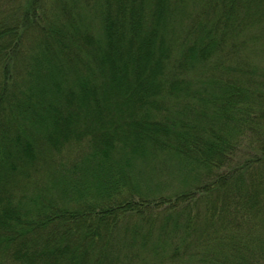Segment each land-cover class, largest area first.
Segmentation results:
<instances>
[{"label":"trees","instance_id":"trees-1","mask_svg":"<svg viewBox=\"0 0 264 264\" xmlns=\"http://www.w3.org/2000/svg\"><path fill=\"white\" fill-rule=\"evenodd\" d=\"M0 264H264V0H0Z\"/></svg>","mask_w":264,"mask_h":264},{"label":"rangeland","instance_id":"rangeland-1","mask_svg":"<svg viewBox=\"0 0 264 264\" xmlns=\"http://www.w3.org/2000/svg\"><path fill=\"white\" fill-rule=\"evenodd\" d=\"M143 169L147 170L146 167H143ZM171 170H172V169H168V167H166V168L163 167L161 170L156 171V172H158L157 174L154 173L152 176L159 180V179H162V178L168 176V173H170ZM173 171H174V169H173ZM182 177H183V176H182ZM182 177H179V176H178V177L172 182V185H171V186H168V188L165 187V186H158V188L160 189V192H159V193H160V194H168V191H171V190H173V189L179 187V184H180L181 181H182ZM147 182H148V180H147ZM141 185H142V186H145V185H146V182H145V183H141ZM151 188H152V190H154V191H158V189H157L156 187H154V186H151Z\"/></svg>","mask_w":264,"mask_h":264}]
</instances>
